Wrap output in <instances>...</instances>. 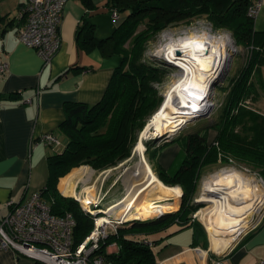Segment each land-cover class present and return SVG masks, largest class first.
<instances>
[{
    "label": "trees",
    "instance_id": "1",
    "mask_svg": "<svg viewBox=\"0 0 264 264\" xmlns=\"http://www.w3.org/2000/svg\"><path fill=\"white\" fill-rule=\"evenodd\" d=\"M251 2H106L111 10L117 9L123 19L111 36L97 40L91 32L82 38V46L86 50L98 47L106 56L118 54L121 61L111 76L105 94L95 105L84 102L66 104L67 117L59 125L66 141L62 140L60 149H52L53 155L49 157L50 174L45 195L52 191L49 202L54 214L63 216L71 213L74 216L76 228L73 238L76 245L89 235L94 227L93 220L89 214L84 213L78 201L58 194L56 186L60 181L58 188L64 193L66 179L79 170L74 167L86 164L97 171L104 170L131 156L146 121L163 102L155 84L162 81L165 73L157 64L147 62L143 57L148 43L166 27L189 24L195 18L206 17L215 29L229 30L236 44L249 51L248 59L240 72L229 79L228 87L221 88L227 98L222 104L218 123L207 124L199 131L179 138H184L186 154L177 172L171 176L168 169L159 164L158 172L166 183L183 184L184 197L180 207L166 206L159 213L142 214L130 219L127 221L130 225L119 227L116 233L109 235L96 255L103 256L106 264H156L153 249L146 237L174 224L186 227L192 222V215L201 206L190 203L191 194L196 189L194 181L200 168L218 161L220 150L235 156L241 163L263 169L264 177V114L245 104L257 90L251 78L264 66V32L257 33L254 29V18L248 15ZM211 129L217 135L209 142ZM71 170L74 171L69 173ZM114 243L119 249L109 253L108 247Z\"/></svg>",
    "mask_w": 264,
    "mask_h": 264
},
{
    "label": "crops",
    "instance_id": "2",
    "mask_svg": "<svg viewBox=\"0 0 264 264\" xmlns=\"http://www.w3.org/2000/svg\"><path fill=\"white\" fill-rule=\"evenodd\" d=\"M27 1L0 0V65L8 64V71L0 75V216L9 211V201H23L48 185L53 153L39 138L54 133L65 142L59 125L67 117L66 104L95 105L121 61L120 55L106 56L98 47L86 50L82 38L92 32L97 40H104L115 32L122 16L118 21L113 18L115 8L108 7V0H68L60 29L61 48L43 68L36 49L22 44L17 35ZM253 21L255 31L264 32V4ZM259 69L264 88V66ZM255 104L264 109L263 101ZM161 164L166 167L164 161ZM202 219L217 233L227 232L224 241L212 234L210 246L200 220L186 227L174 224L146 237L156 264H264V221L232 247L250 219ZM116 251L115 246L109 252ZM0 264L35 262L3 249L0 241Z\"/></svg>",
    "mask_w": 264,
    "mask_h": 264
},
{
    "label": "rangeland",
    "instance_id": "3",
    "mask_svg": "<svg viewBox=\"0 0 264 264\" xmlns=\"http://www.w3.org/2000/svg\"><path fill=\"white\" fill-rule=\"evenodd\" d=\"M117 10V9H116ZM206 17H200V18H195L189 24H179L176 26H170L164 28L161 32H159L155 38L148 43L146 47V52L144 54L143 59L147 62H153L157 64L165 73V76L163 77L161 82H158L155 84V86L159 89L160 95L163 97V102H165V95L168 92V89L173 87L175 82H177L180 78L179 73L181 72L180 69L176 68L174 64H171L170 62H167V60L164 57H158L156 55V51L158 47L165 41L167 40L166 37H171V38H176L179 37V35L183 34H196V33H201L202 29H209L212 28V25L208 23L205 19ZM206 21V22H205ZM141 28H144V26H141ZM214 33L217 36H222L223 37H229L230 32L229 30L225 29H218L214 30ZM214 34V35H215ZM233 39V38H232ZM249 53L248 50L245 49L243 46H239L238 52H233V56L230 57V65L228 66V73L225 77V79L222 82L217 83L218 85L214 90L211 91L210 94V102L213 104L212 109L207 110V113L198 115L194 117L192 120L188 121L185 125H182L181 127L175 129L172 135H165V136H160V137H155L152 134L154 133L155 130V124H153V118L155 117L156 113L159 112L162 104L160 107L156 110V112L148 118L146 121L145 128L139 133L138 135V140L136 144L133 147L132 154L129 158L122 160L121 163L112 166L108 169H100V170H95L89 165H84L80 167H74L73 169L77 170H82L86 171V174H84V178L81 180H76L74 187L77 190V192H81L84 197H85V202L82 203L85 207L87 206V201L91 202L92 200H96L97 202H108L109 200L111 201L112 198H117L115 196H120L123 195L124 192H127L129 189V184L132 183V180L134 179L135 174L138 173L139 166L141 164V152L138 149V145L141 143L146 149L144 151V156H145V163L144 166H149L152 170V173L155 174L158 183L155 181L153 185L157 187H161L162 184H164L167 187H175L179 186L181 188V201L177 204L180 207V203H182L183 200V194H184V187L183 184H168L166 183L161 177L158 172L159 164H161V161L166 165L164 167L165 169H168L169 174L172 176L174 175L179 167L183 164L184 162V157L186 154L185 147H184V138H181L182 136L189 135L191 133H194L196 131H199L201 128L205 127L207 124L209 125H215L219 121V115L222 110V104L224 103L225 99L227 98L226 92H223L221 88H227L228 87V82L229 79L233 76H235L238 72H240V69L242 66L247 62V57ZM260 72L258 71L256 74H254L251 78L252 82L256 83V94L253 95V97L249 98L245 104L248 107L251 108H257L258 110L263 112V106H258L255 103L259 102L260 100L264 102V88H263V81L260 78ZM264 116V115H263ZM217 135L216 131L214 129H211L209 131V142L214 140L215 136ZM177 139V140H176ZM176 140V141H175ZM158 149V150H156ZM156 150V152H154ZM219 152L220 155H218V161L216 163H211L208 164L207 166H204L199 169L198 175L196 176V179L194 183L196 184V189L194 190V193L191 194V202L193 204L197 203V200L201 201L202 204L199 206L198 211H196L194 214H198V220H200V224L203 226L204 230L206 231L207 238L209 239V245L213 246V235L218 238L219 240L224 241L226 238L227 232L223 231L222 234L217 233L216 231L213 230V228L207 227L204 219L202 217L204 214L210 215V209L212 210V201L213 200H207L206 197H204V188L206 185V181L211 177L213 174L219 173L220 170L223 169H237L240 172H242L244 175L253 177L255 180L259 181V183L264 186V177H263V169L260 168H254L253 166L249 164H244L241 163L235 156H230L226 153H224L222 150ZM225 158L227 160H225ZM222 159V160H221ZM230 160H233L230 162ZM227 161V162H225ZM162 165V164H161ZM168 165V166H167ZM78 170V171H79ZM74 170H71L69 173H71ZM77 171V172H78ZM75 172L74 174H76ZM68 173V174H69ZM66 174V175H68ZM89 174V175H88ZM65 175V176H66ZM64 176V177H65ZM74 175L69 176L66 181ZM160 180V181H159ZM65 181V184H66ZM160 182L162 184H160ZM60 181L58 182L56 189L58 190V194L61 196L63 195L64 197H67L68 195L65 193V184H64V193L62 189L59 186ZM190 185V184H189ZM151 186L149 183L145 184L143 186H140V188L136 189L133 192V195L136 197H144L148 198L150 197V201H156L154 196L157 195L158 192L156 190L151 189ZM61 189V191L59 190ZM51 193L52 191L50 190V193H47L45 195L46 201H50L51 198ZM129 193H132L129 191ZM165 194V193H162ZM80 196V193H79ZM70 197V196H68ZM72 198V197H71ZM73 200L78 201L77 198ZM80 199V198H79ZM174 200V197L169 196L166 199L168 201V204H171ZM80 203V201H78ZM81 205V203H80ZM197 205V204H196ZM82 208V206H81ZM174 209V208H173ZM170 209V210H173ZM166 210V211H170ZM175 212V211H173ZM172 212V213H173ZM199 212V213H198ZM193 214V215H194ZM258 214V215H257ZM264 207L259 210V212H254L252 213L250 217V223L248 225V228L244 232H239L241 233L235 243L232 245V247L241 239H243L246 235H248L250 232L256 230L258 226L264 221ZM126 216V211L124 210L119 216L113 218L109 222V228L111 230L117 226L118 228L120 227H125L127 225H130L129 222L131 220H127L125 222ZM208 218L207 216H205ZM214 219L218 220L215 215L211 216ZM138 219V218H137ZM134 219V220H137ZM142 220V219H139ZM231 220V219H230ZM204 224V225H203ZM216 232V233H215ZM238 233V234H239ZM213 234V235H212ZM150 238L154 237V234H150L148 236ZM114 250V249H113ZM224 254V253H223Z\"/></svg>",
    "mask_w": 264,
    "mask_h": 264
},
{
    "label": "bare ground",
    "instance_id": "4",
    "mask_svg": "<svg viewBox=\"0 0 264 264\" xmlns=\"http://www.w3.org/2000/svg\"><path fill=\"white\" fill-rule=\"evenodd\" d=\"M166 39L165 43L162 42L158 47L156 55L164 57L181 72L179 80L168 89L165 102L152 120L156 126L152 134L155 137L172 135L175 129L208 110L211 105L212 83L227 67L235 48L230 37L213 35L206 30L200 34H183L177 39L171 37ZM144 147L141 143L138 145L141 152L140 170L128 185V191L113 198L105 209L93 212L112 214L115 211L125 210V222L126 219L130 220L142 214L159 213L166 206H177L181 201L182 190L179 186L170 188L161 182L160 188L153 185L155 181L158 183V180L151 168L148 165L144 166V151H146ZM84 174H86L84 169L79 170L66 181L64 187L65 193L74 199L77 198L81 204L85 202V197L81 195L82 193L79 196L74 184L76 180L83 179ZM244 174L231 168L220 170L219 173L209 177L202 195L207 200H213V204L212 210L210 209L211 214H204L203 217L215 215L220 220L226 221L241 218L247 220L252 213L259 212L264 207V186L253 177ZM148 183L152 185L151 189L158 192L154 196L156 201H150V197L133 195L136 189ZM168 194L174 197L171 204L166 201ZM89 203L87 201V209ZM117 208L119 209L116 210Z\"/></svg>",
    "mask_w": 264,
    "mask_h": 264
},
{
    "label": "built area",
    "instance_id": "5",
    "mask_svg": "<svg viewBox=\"0 0 264 264\" xmlns=\"http://www.w3.org/2000/svg\"><path fill=\"white\" fill-rule=\"evenodd\" d=\"M67 1L28 0L23 7L24 10L20 13L23 23L17 30L18 39L29 48L36 49L42 58L43 68L51 63L61 48L60 29ZM263 4L264 0H252L248 8V15L255 18ZM112 15L117 21L121 18L116 9L113 10ZM205 19L210 23L207 18ZM210 24L212 25L210 30L203 28L202 31L206 30L214 35L213 29H217L212 23ZM230 34L229 37L233 38L232 42L235 46L234 51L238 52L239 46L236 44L233 34L231 32ZM7 71L8 64H1L0 75ZM25 102L30 103L31 101L26 100ZM39 141L53 150H58L62 146V140H59L54 133L42 135ZM232 161L230 160V162ZM45 193L46 187L37 192H31L23 201L11 200L7 203L9 211L0 216L2 248L10 249L19 256L30 258L35 264H106L103 256L96 255V252L100 250L102 243L110 237V234L118 231L117 226L111 230L108 225L123 211H115L112 214L93 211L105 209L113 198L107 203L92 200L88 209L81 204L84 213L89 214L92 218L94 227L85 240L76 245L73 238L76 228L74 216L71 213H65L63 216L54 214L51 202L45 199ZM79 193L81 194V192ZM197 218L198 214L192 215L193 221L198 220ZM151 245L149 243V246ZM115 246L117 247L115 243L110 245L108 251ZM215 264L222 263L217 261Z\"/></svg>",
    "mask_w": 264,
    "mask_h": 264
},
{
    "label": "water",
    "instance_id": "6",
    "mask_svg": "<svg viewBox=\"0 0 264 264\" xmlns=\"http://www.w3.org/2000/svg\"><path fill=\"white\" fill-rule=\"evenodd\" d=\"M233 52L235 53V51H232V55L230 56V57H232L233 56ZM231 60V59H230ZM229 64H230V61H229V63L227 64V67L223 70V72L221 73V75L218 77V78H216V80L215 81H213V83H212V90H214V88H216V86L218 85L217 83H219V82H222L224 79H225V77H226V75H227V73H228V71H227V69H228V66H229ZM211 90V91H212ZM212 106H213V104H211L210 105V107H208L209 109H212ZM205 113H207V111L205 112ZM205 113H203L204 115H205ZM199 115H201V114H199ZM197 205L198 204H202V202L201 201H199V200H197V203H196ZM259 227V226H258Z\"/></svg>",
    "mask_w": 264,
    "mask_h": 264
}]
</instances>
